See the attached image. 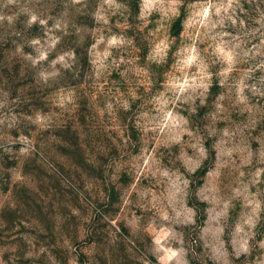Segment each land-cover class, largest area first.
<instances>
[{
    "label": "rangeland",
    "instance_id": "obj_1",
    "mask_svg": "<svg viewBox=\"0 0 264 264\" xmlns=\"http://www.w3.org/2000/svg\"><path fill=\"white\" fill-rule=\"evenodd\" d=\"M0 264H264V0H0Z\"/></svg>",
    "mask_w": 264,
    "mask_h": 264
}]
</instances>
